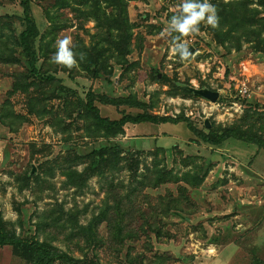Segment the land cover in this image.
Returning <instances> with one entry per match:
<instances>
[{"label": "rangeland", "instance_id": "374dc122", "mask_svg": "<svg viewBox=\"0 0 264 264\" xmlns=\"http://www.w3.org/2000/svg\"><path fill=\"white\" fill-rule=\"evenodd\" d=\"M56 1L60 0H0L3 40L18 39L24 31L26 7L40 35L50 32L53 22L57 23L59 29L52 32L53 51L65 37L71 39L72 50L76 43L86 49L98 47L96 44L110 48L116 35L118 39L125 35L120 31L115 35L111 29L120 14L127 18L130 28L129 42V37L124 42H128L125 62L109 51L105 61L110 73L103 78H95L94 70L89 74L78 62L71 71L56 75L67 95L82 99L89 92L110 98L131 96L146 103V113L171 117L183 114L206 134L235 127L245 111L264 113V53L254 50L258 39L253 44L240 39V50L227 51L216 45L210 27L202 24L199 33L184 38L190 59L181 60L171 50L172 37L177 34L168 35L166 28L182 0H97L100 14L96 19L87 17L86 7L78 6V0H66V6H57ZM230 1L218 0V4ZM249 3L248 14L258 11L254 19L262 20L264 11L257 0ZM46 14L54 20H48ZM250 28L254 31L256 26ZM15 56L21 65L0 63V115L5 114L8 106H2L8 100L11 109L27 116V121L19 124L12 117L0 119V213L18 237L49 242L73 258L100 264H264V149L233 138L219 146L205 143L184 122L126 124L125 134L111 143L84 138L81 131L73 130L68 147L79 155L102 146H117L124 154L140 151L144 158L136 179L122 169L95 175L81 188L67 185L59 164L67 154L66 135L50 125L48 116H28L24 94L10 96L15 75L29 71L20 50H15ZM44 56L37 53V68H54V54L48 59ZM174 81L187 88L219 93L216 104H206L200 97L172 96ZM244 86L248 93L241 96L237 87ZM58 102L51 104L55 111ZM95 105L100 115L110 120L143 113L136 108ZM148 152L154 154L149 156ZM165 165L180 181L133 193L143 175L150 177L146 168L151 171ZM85 167L77 163L71 169L81 173ZM31 168L35 170L32 175ZM26 174L32 176L31 180H25ZM185 174L202 177L203 182L193 188L181 179ZM182 190L187 191L183 201ZM115 196L124 203L132 200L134 209H144L147 220L135 217L131 230L118 234L124 239L122 243L105 220L97 228L102 244H87L76 235L78 226H86L106 206L109 214H114ZM160 198H171L180 208L179 215L173 213V205L167 213L147 212L156 208ZM70 215L73 220L65 221ZM0 264L27 263L4 247L0 249Z\"/></svg>", "mask_w": 264, "mask_h": 264}, {"label": "trees", "instance_id": "16d2710c", "mask_svg": "<svg viewBox=\"0 0 264 264\" xmlns=\"http://www.w3.org/2000/svg\"><path fill=\"white\" fill-rule=\"evenodd\" d=\"M87 1L88 0H78V6L86 7L88 18H98L100 14V3L96 0L89 5ZM213 1H215V6L217 8L219 25L216 29L210 28V30L216 45L224 49L226 48L227 51L232 49L240 50V39H244L246 42L252 44L258 39L260 43L259 45L257 44L254 46V50L264 53V37H261L262 34H264V18H262V20L254 19L256 14L258 15V11H254V14H248V11H250L248 5L252 0H233L229 3L221 2L219 4L218 0ZM257 2L264 11V0H257ZM55 4L57 6H66L67 2L66 0H60L56 1ZM24 15L25 29L19 35L18 39L14 40V38H9L8 40H3V38L5 39L4 34L3 32H0V63L21 65L22 62L15 56V50L18 49L20 50V54L26 62L29 70L28 72L15 75L10 96L16 93L24 94L26 96L25 105L27 106V115L39 118L48 116V118H50V125L56 128L58 127L59 133L66 135L65 143L67 144V147L70 144L69 142L73 130L81 131L84 138L92 139L94 141L102 139L103 141H106V143H111L112 139L125 134L124 127L126 124L139 125L143 123H151L157 125L166 123L178 124L184 122L189 131L205 143L219 146L224 141L233 138L238 141H243L245 144H253L264 149V113L261 114L256 111H245L242 116L243 119L240 118L235 127L226 129L216 128L217 130H214L215 132L210 130L209 134H206L193 126L183 114H180L177 117H171L156 116L146 113L148 109L146 103L140 102L131 96L110 98L105 95L95 96L92 92H89L86 94V98L82 99L73 98L72 96L67 95V93H65L66 89H64L62 85V81L56 77L58 73H64L67 71V68L58 65L55 62L53 66L54 68L49 67V65L44 69L37 68V53L45 55L44 58L48 59L51 53L55 54L56 52L52 49V44L55 43L54 33L52 35V32L59 29L57 23L53 22L52 30H49L50 32H45L40 35L35 23L30 18L27 7L24 9ZM83 15L86 16L85 14ZM46 17L48 20L53 19V17L48 14H46ZM114 20H117L118 23L117 25L111 24L113 34L116 35L117 32L120 31L125 35L121 39H118V35H116L117 39L109 43L110 48H105L104 45L101 46L100 44H96L99 48L96 46V48L86 49L84 46L80 45L77 47L78 43H76L74 48L77 50L76 52L73 50L75 54H78L77 56L75 55V57L76 59L79 58L77 61L79 67L86 70L89 74L93 73L94 70L95 78H103L104 74L110 73L106 71L107 61H105V56L109 51L112 50L111 56L116 54L118 55V60H122L123 62H125V57L128 54L130 28L127 25V18L120 14L119 17ZM253 25L256 26L254 31L250 28V26ZM126 38H128V42L126 41L127 44L124 43ZM36 40L39 43V47L36 51L37 53H35L33 49ZM83 54H85L88 59H86ZM119 62L121 63V61ZM69 70L71 71V69ZM201 87L204 88L205 85L203 84ZM170 94L172 96L180 94L182 96L198 99V96L193 95L187 87L177 83V81H174V87ZM54 100L59 101L57 103L58 106H56V111L51 105ZM95 102L101 103L102 105H112L113 107L124 106L136 108L140 109L143 113L135 116L123 114L119 119L110 120L100 115ZM9 104L10 102H8V100L3 104L2 108L5 107V105L8 107L5 114L0 115V119L4 120L12 117L13 121L19 124L27 121V116L16 114ZM242 126L244 127V130L242 129ZM67 147V154L64 156L63 161L59 163L61 164L60 167L62 169L61 174L66 178L67 185L81 188L95 175L101 176L108 172L122 171V169L128 170L130 178L132 179L139 177L137 172L139 166L142 164L141 160L144 158V154L140 151L124 154L117 146H102L101 148L91 150V152L86 155H79V151ZM157 150L160 149L157 148ZM71 152L73 154H70ZM153 154L154 152L147 153L149 156ZM77 163L86 164V167L81 173L71 169L72 166L77 165ZM146 171L151 173L150 177L144 178L145 176L143 175L141 178L145 181H140L138 187L133 193L139 194L146 188L157 189L167 183L180 181L177 176L173 175L171 170H167L166 165L161 169L153 167L151 171L146 168ZM34 173L35 172H32L31 168L30 175ZM36 176L38 179V175ZM188 177L189 175L185 174L181 179L187 182V184H190L193 188L199 186L203 182L202 177ZM31 178L32 176H29L28 174L25 175V180L28 181L29 179L31 180ZM186 194L187 191L182 190V201ZM127 197L128 196H126V198ZM170 199L160 198L156 208L153 207L154 210L153 208H150L147 212L154 211V213H167L173 205V213L179 215L180 208H178L177 205L175 207L174 202ZM126 201L128 200L126 199ZM114 203V214H109L110 208L109 206H106L102 209L101 213L90 220L86 226H78L76 235L82 237L89 245L92 244L99 246L102 244V241L97 235V228L99 224L105 220L111 231L117 234L116 237H120L121 235L118 234L126 232V230H131L133 227V219H135V217L139 216L143 221L147 220L146 218L148 216H145L144 209H134V202L132 200L131 202L124 203L121 197L119 198V196H115ZM71 220H73V216L70 215L65 221L69 222ZM4 222L5 221L2 219L0 213V249L9 247L14 257L27 264H100L97 260L73 258L67 253L52 246L49 242H41L33 237H18ZM72 223L74 224V222ZM155 234L158 236L160 232L157 230L155 231ZM123 240L124 239H121L120 237L118 241L119 243H122Z\"/></svg>", "mask_w": 264, "mask_h": 264}, {"label": "clouds", "instance_id": "9594fccd", "mask_svg": "<svg viewBox=\"0 0 264 264\" xmlns=\"http://www.w3.org/2000/svg\"><path fill=\"white\" fill-rule=\"evenodd\" d=\"M179 11L167 20L166 32L172 37V52L181 60L190 59L186 37L200 32L202 24L216 29L219 25L217 8L212 0H182L178 5ZM53 61L67 69L77 66L75 53L72 50L71 39L65 37L58 41ZM219 94V93H218ZM204 100V98H201Z\"/></svg>", "mask_w": 264, "mask_h": 264}, {"label": "water", "instance_id": "95a60500", "mask_svg": "<svg viewBox=\"0 0 264 264\" xmlns=\"http://www.w3.org/2000/svg\"><path fill=\"white\" fill-rule=\"evenodd\" d=\"M193 95L198 96L200 98H204V100L209 101L210 103L214 104L219 97V94L217 92H213L211 90L208 89H195V88H191L188 87L187 88ZM205 126L208 128L209 124L208 121L206 120L205 122ZM32 172H35L34 168L32 169Z\"/></svg>", "mask_w": 264, "mask_h": 264}, {"label": "built area", "instance_id": "2783aa9c", "mask_svg": "<svg viewBox=\"0 0 264 264\" xmlns=\"http://www.w3.org/2000/svg\"><path fill=\"white\" fill-rule=\"evenodd\" d=\"M237 90H238V92L241 94V96H245L248 92H247V90H246V87L244 86L243 88H238L237 87ZM201 100V99H200ZM202 102H205L206 104H209V105H214V104H216V103H214V104H212V103H210L209 101H207V100H201ZM231 105H234L233 103L231 104ZM216 106V105H215Z\"/></svg>", "mask_w": 264, "mask_h": 264}, {"label": "flooded vegetation", "instance_id": "af4514ba", "mask_svg": "<svg viewBox=\"0 0 264 264\" xmlns=\"http://www.w3.org/2000/svg\"><path fill=\"white\" fill-rule=\"evenodd\" d=\"M208 90H210V89H208Z\"/></svg>", "mask_w": 264, "mask_h": 264}, {"label": "crops", "instance_id": "0c3cea01", "mask_svg": "<svg viewBox=\"0 0 264 264\" xmlns=\"http://www.w3.org/2000/svg\"><path fill=\"white\" fill-rule=\"evenodd\" d=\"M137 135V134H136Z\"/></svg>", "mask_w": 264, "mask_h": 264}]
</instances>
